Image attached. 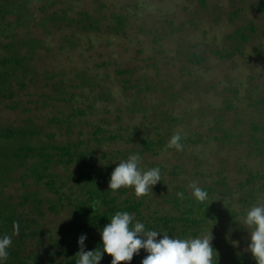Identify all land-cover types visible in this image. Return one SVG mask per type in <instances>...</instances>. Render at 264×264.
Listing matches in <instances>:
<instances>
[{"label":"rangeland","instance_id":"374dc122","mask_svg":"<svg viewBox=\"0 0 264 264\" xmlns=\"http://www.w3.org/2000/svg\"><path fill=\"white\" fill-rule=\"evenodd\" d=\"M71 1L96 15L100 13L99 2L106 10L113 8L128 15L125 33L76 32L72 36L76 47L72 49L65 40V33H71V29H54L48 37L43 29H32L50 46L41 53V67L55 72L62 70L69 74L65 78L74 80L68 82L67 90L75 93L74 102L79 101L76 106L82 105V94L87 91L78 89L80 81L74 78V72L85 70L89 75L104 77L102 84L110 89L111 100L95 104L94 112L81 118L83 122H76L82 127L75 129L91 131L89 122L102 123V118H106V126L110 124L119 136L116 140L122 143L119 147L115 143L113 148H126L130 153L144 147V137L153 141L162 139L158 152L146 150L141 154L146 168H160L163 180V185L158 182L143 196L149 206L145 214L159 208L170 210L166 195L176 192L177 185H185L189 190L193 182L199 186L212 185L216 192L224 191L222 202L217 201L219 218L195 231L209 236L213 232L215 264H228L232 257L227 254L234 251L251 254L245 251L249 233L235 219L249 206L264 200V191L250 201L242 200L245 195L238 191L239 182L251 171H264V149L259 153L255 148L264 143L260 138L264 135V11L258 6L261 0ZM238 29L250 34L239 48L229 36ZM193 52L200 61L190 60ZM134 66L135 87L128 90L130 82L123 85L115 69ZM32 85L23 102H33L32 115L36 113L40 125L59 136L60 126L49 119L70 113L71 104L56 100L46 103L39 95L42 92L55 95L53 89L43 83ZM33 90L36 94H31ZM29 113L23 111L22 103L16 110L4 109L2 118L22 122ZM254 123L263 129L255 130ZM224 131L232 136L223 139ZM61 133L63 142L78 137V131L72 137L65 129ZM174 133L187 137V142L181 140L182 150L167 147ZM130 135L133 141L129 140ZM77 166V162L62 164L54 172L68 178ZM229 209H235L237 215L227 216ZM49 225L54 230L56 222Z\"/></svg>","mask_w":264,"mask_h":264},{"label":"trees","instance_id":"16d2710c","mask_svg":"<svg viewBox=\"0 0 264 264\" xmlns=\"http://www.w3.org/2000/svg\"><path fill=\"white\" fill-rule=\"evenodd\" d=\"M102 5L99 2L100 13L96 15L80 9L71 0H0V236L7 234L13 237L6 264H76L75 256L80 251L78 238L82 234L87 235L85 250L101 247L100 229L110 222L117 211L134 214L149 229L168 231L169 236L175 234L182 238L191 231L193 236H197L199 231L195 230L208 227L211 220L219 218L217 201L222 202L224 191L219 189L216 192L217 189L212 185L201 186L209 194L208 200L202 203L191 197L188 187L177 185L176 192L166 195L170 210L162 211L159 208L153 213L146 211L145 214V209L149 208L146 199L137 197L133 188L122 187L117 191L109 189L113 169L119 160L127 159L131 153L126 148H113L115 143L118 147L122 143L116 140L119 136L114 134L110 124L106 126V118H102V123L89 122L93 127L91 131L87 128L75 129L82 127L76 122H83L81 118L94 112L95 104L111 100L110 89L102 84L104 77L89 75L85 70L73 71L74 78L80 81L78 89L87 91L84 95L81 93L84 96V100L80 101L82 105L76 106L79 101L74 102L75 93L67 90L70 86L68 82L74 80L65 78L69 74L66 75L62 70L55 72L41 67V53L45 49L49 50L50 46L32 29H43L47 37L54 29H71V33H65L70 49L76 47L72 39L76 32L125 33L127 13H117L113 8L106 10ZM258 6L264 11V0ZM229 36L238 48L242 40L250 38V34L242 29ZM193 55L191 61H200L197 53L193 52ZM115 71L123 79V85L130 82L128 90L135 87L132 80L137 74L135 66L116 67ZM58 77L60 79L55 80ZM34 82L53 89L55 95L46 92L39 95L46 103L56 100L71 104L70 113L64 112L62 117L54 115L49 119L52 124L60 126V137L57 132L40 125L36 113L32 115L33 102H23V96L28 95ZM32 93L36 94V91ZM22 103L23 111H30L22 122H10L2 118L4 109L16 110ZM145 109L149 111L148 107ZM253 127L255 130L263 129L257 123ZM64 129L71 137L78 131V137L61 141V131ZM180 135L187 142L186 135ZM230 136L231 133L224 131L221 137L227 139ZM132 137L130 135L129 140L133 141ZM260 138L264 140V135ZM142 142L144 147L134 149V153L143 154L146 150L158 152L162 139L153 141L144 137ZM263 144L255 147L259 153L264 149ZM76 162L78 166L68 178H62L60 173L54 172L59 165ZM238 191L244 193V201L255 199L259 191H264V171H251L239 182ZM180 192L184 193L183 197L177 195ZM226 214L234 217L237 212L229 209ZM50 215L54 216L51 220L48 219ZM15 222L19 223L18 234L13 232ZM50 222H56L54 230ZM146 255L142 249L138 255H134L130 264H141ZM227 257H232L228 264H256L252 255L245 252L234 251L228 253ZM111 259L105 253L100 264H111Z\"/></svg>","mask_w":264,"mask_h":264},{"label":"clouds","instance_id":"9594fccd","mask_svg":"<svg viewBox=\"0 0 264 264\" xmlns=\"http://www.w3.org/2000/svg\"><path fill=\"white\" fill-rule=\"evenodd\" d=\"M181 140V135L174 133L167 147L182 150ZM142 161L143 157L138 152L129 154L127 159L119 160L110 175L109 189L117 191L122 187L133 188L137 197L147 195L153 190L161 182V170L159 167L146 168ZM189 187L191 197L198 203L208 200L207 190L197 182L191 183ZM177 195L183 197L184 193ZM235 220L249 233L245 251L251 253L256 264H264V200L246 208L242 216ZM13 232L19 233L18 222L13 224ZM100 233L101 247L95 250H85L86 234L78 238L80 251L75 256L76 264H100L105 253L112 257L111 264H130L134 255H138L142 249L147 255L141 260V264H215L217 250L212 243L213 232L211 236L203 233L185 238L175 234L169 236L168 231L147 228L144 222L137 220L128 211H117L110 222L100 229ZM12 243V235L0 236V264H6ZM232 243L238 245L239 241Z\"/></svg>","mask_w":264,"mask_h":264}]
</instances>
